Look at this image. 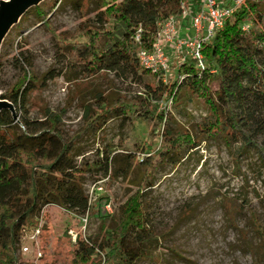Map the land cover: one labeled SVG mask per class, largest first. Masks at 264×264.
Segmentation results:
<instances>
[{
	"label": "rangeland",
	"instance_id": "rangeland-1",
	"mask_svg": "<svg viewBox=\"0 0 264 264\" xmlns=\"http://www.w3.org/2000/svg\"><path fill=\"white\" fill-rule=\"evenodd\" d=\"M44 1L42 15L31 9L2 40L0 97L22 75L17 58L28 56L42 85L20 116L31 122L33 130L36 121L46 119L47 110L60 118L62 141L75 140L72 158L76 168H83L80 182L91 210L80 215L59 204L44 206L41 234L37 241L22 238L19 264H73L83 240H110L119 229L122 207L139 186L138 169L125 175L131 160L126 153L158 147L165 126L163 112H169L170 120H176L173 127L190 132L199 146L183 161L164 164L147 191L145 205L154 237L147 257L137 264H264V134L254 138L256 146L241 150V144L229 146L223 138L213 139L203 131L213 121L203 100L189 93H182L178 102L153 99L149 84L159 78L165 83L178 79L184 61L178 53L170 51L169 70L158 76L142 68L91 77L79 68L75 71L67 44L84 40L85 26H100L97 7L81 10L77 0ZM187 26L188 22L181 24V32ZM143 100L150 103L151 117L141 115ZM105 101L128 106L130 118L112 117L95 135L86 130L85 110L88 106L99 110ZM25 130L22 126L16 132ZM108 159L116 176L105 174L102 165ZM89 166L92 169L85 170ZM26 246L28 252L23 250ZM104 254L102 264H117Z\"/></svg>",
	"mask_w": 264,
	"mask_h": 264
},
{
	"label": "trees",
	"instance_id": "trees-1",
	"mask_svg": "<svg viewBox=\"0 0 264 264\" xmlns=\"http://www.w3.org/2000/svg\"><path fill=\"white\" fill-rule=\"evenodd\" d=\"M77 1L81 10L96 6L100 23V26L82 28L84 40L67 44L72 57L70 66L75 71L79 68L88 77L104 71H139L142 67L138 49L152 48L159 24L179 14L183 2ZM40 5L31 7L22 19L31 9L42 15ZM138 34L139 42L136 41ZM203 52L207 61L205 69L198 68L194 60H187L179 68L182 78L168 83L159 78L155 84L148 85L150 95L156 100L168 98L178 102L182 93H189L203 100L212 115L213 121L203 128L209 137H221L229 146L239 143L241 150L256 146L254 138L264 134V0H245L204 46ZM17 61L22 75L1 96L13 104L15 111L8 107L0 109V264H19L18 247L26 230L40 225L44 206L59 204L80 215L91 210L89 197L80 182L83 168H76L72 158L75 140L62 141L60 118L47 110L46 119L36 121L37 127L33 130L31 122L20 116L31 94L42 85V79L35 74L28 56L22 55ZM143 72L152 73L147 69ZM141 105L145 110L141 115L151 117L147 114L150 103L143 100ZM112 117L130 118L128 106L108 101L102 102L99 110L88 106L86 130L97 135ZM170 118L169 112L161 114V123L165 126L157 148L140 147L136 154L126 153L131 160L125 175L138 169L140 179L136 193L122 207L119 229L111 233L106 243L83 240L73 264H102L103 253L117 264H137L147 257L154 229L145 205L146 193L155 185L156 175L164 164L175 159L183 161L199 146L190 132L173 127L176 120ZM167 123L172 126H166ZM22 126L26 130L17 133ZM102 166L106 176H116L109 159ZM90 169V166L85 168Z\"/></svg>",
	"mask_w": 264,
	"mask_h": 264
},
{
	"label": "built area",
	"instance_id": "built-area-1",
	"mask_svg": "<svg viewBox=\"0 0 264 264\" xmlns=\"http://www.w3.org/2000/svg\"><path fill=\"white\" fill-rule=\"evenodd\" d=\"M244 1L183 0L181 12L169 16L159 24L152 48L138 49L140 66L152 73L166 72L170 66L171 51L182 55L183 62L194 60L198 68L205 69L207 61L203 52L204 46L214 39L217 31L224 26L227 19L233 17ZM185 22H188L189 26L181 32L180 26ZM136 41H140V34L136 36ZM40 234V225L25 232V236L31 237L33 241H37ZM23 250L28 252L29 247L26 246ZM37 254L38 258L42 256L39 249Z\"/></svg>",
	"mask_w": 264,
	"mask_h": 264
},
{
	"label": "water",
	"instance_id": "water-1",
	"mask_svg": "<svg viewBox=\"0 0 264 264\" xmlns=\"http://www.w3.org/2000/svg\"><path fill=\"white\" fill-rule=\"evenodd\" d=\"M44 0H0V45L10 28L18 23L33 6ZM8 107L15 111L13 104L0 97V109ZM17 120L18 117L16 116Z\"/></svg>",
	"mask_w": 264,
	"mask_h": 264
}]
</instances>
